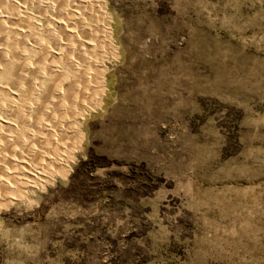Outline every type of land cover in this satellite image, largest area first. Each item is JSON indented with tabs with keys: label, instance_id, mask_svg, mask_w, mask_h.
Instances as JSON below:
<instances>
[{
	"label": "rangeland",
	"instance_id": "374dc122",
	"mask_svg": "<svg viewBox=\"0 0 264 264\" xmlns=\"http://www.w3.org/2000/svg\"><path fill=\"white\" fill-rule=\"evenodd\" d=\"M101 4L100 91L0 264H264V0Z\"/></svg>",
	"mask_w": 264,
	"mask_h": 264
},
{
	"label": "bare ground",
	"instance_id": "6f19581e",
	"mask_svg": "<svg viewBox=\"0 0 264 264\" xmlns=\"http://www.w3.org/2000/svg\"><path fill=\"white\" fill-rule=\"evenodd\" d=\"M104 11L101 0H0V203L65 172L100 91Z\"/></svg>",
	"mask_w": 264,
	"mask_h": 264
}]
</instances>
